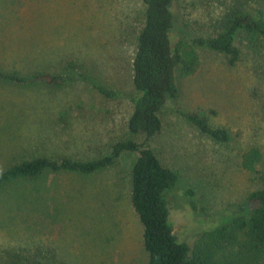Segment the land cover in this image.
Wrapping results in <instances>:
<instances>
[{
	"label": "rangeland",
	"instance_id": "obj_1",
	"mask_svg": "<svg viewBox=\"0 0 264 264\" xmlns=\"http://www.w3.org/2000/svg\"><path fill=\"white\" fill-rule=\"evenodd\" d=\"M173 10L177 38L207 33L222 12L217 0H177ZM143 12L142 0H0L1 70L60 74L63 62L74 59L122 92L108 98L82 82L54 87L0 79V171L39 154L91 159L130 137ZM200 55L198 72L178 77L180 96L166 105L161 132L147 140L179 176L168 200L170 222L188 244L240 214L220 213L261 186L241 163L245 149L260 146L264 169V66L246 50L236 64L209 49ZM177 108L208 115L231 141L203 134ZM135 157L124 153L90 176L46 171L2 186L0 247L48 250L54 264H149L131 204Z\"/></svg>",
	"mask_w": 264,
	"mask_h": 264
},
{
	"label": "trees",
	"instance_id": "obj_2",
	"mask_svg": "<svg viewBox=\"0 0 264 264\" xmlns=\"http://www.w3.org/2000/svg\"><path fill=\"white\" fill-rule=\"evenodd\" d=\"M177 0H142L144 12L137 35L133 60V110L128 120L129 138L118 140L107 154L91 159L45 154L22 158L0 171V188L18 179L36 178L46 171L90 176L115 166L124 153L135 154L131 167V204L143 225L144 245L149 264H264V169L263 152L254 144L242 153L243 167L261 181L246 201L230 207L241 212L229 221L200 234L193 244L180 241L170 222L169 196L179 176L165 165L147 140L163 128L166 105L179 98L178 77L194 76L201 67V49L229 56L231 64L240 61L245 50L264 66V0H217L221 14L208 26V32L177 38L173 34ZM63 72L36 71L29 76L0 69V79L15 83H43L61 87L82 82L108 98L122 92L103 84L84 64L67 59ZM264 117V105L262 107ZM177 111L200 132L221 143L231 141L224 126L211 124L208 115L196 110ZM143 137V141L136 138ZM218 214V215H220ZM47 250H7L0 247V264H54Z\"/></svg>",
	"mask_w": 264,
	"mask_h": 264
}]
</instances>
